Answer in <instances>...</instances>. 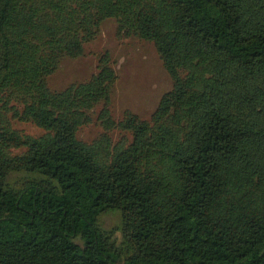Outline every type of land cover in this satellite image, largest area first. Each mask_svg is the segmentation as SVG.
Segmentation results:
<instances>
[{"label":"trees","instance_id":"1","mask_svg":"<svg viewBox=\"0 0 264 264\" xmlns=\"http://www.w3.org/2000/svg\"><path fill=\"white\" fill-rule=\"evenodd\" d=\"M106 19L173 80L149 121L113 118L107 55L48 87ZM0 264H264V0H0Z\"/></svg>","mask_w":264,"mask_h":264},{"label":"rangeland","instance_id":"2","mask_svg":"<svg viewBox=\"0 0 264 264\" xmlns=\"http://www.w3.org/2000/svg\"><path fill=\"white\" fill-rule=\"evenodd\" d=\"M105 55L117 73V81L112 94L111 112L116 121L123 118L126 111L132 112L143 120L149 121L159 106L164 94L172 90L173 80L167 73L154 43L134 36L119 34L115 19L102 22L98 36L85 44L79 57H67L58 69L47 79L52 91H63L69 86L88 81L99 71V64ZM101 106L93 112V122L83 126L78 138L85 143H92L104 134L97 121ZM16 128L26 135L39 137L45 131L31 123H19ZM115 142L131 135L114 132ZM101 226L107 231H114V238L122 240V218L119 212H112L101 218Z\"/></svg>","mask_w":264,"mask_h":264}]
</instances>
